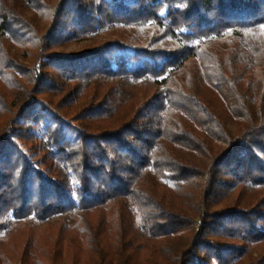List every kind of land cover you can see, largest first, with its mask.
I'll use <instances>...</instances> for the list:
<instances>
[{"label":"trees","instance_id":"obj_1","mask_svg":"<svg viewBox=\"0 0 264 264\" xmlns=\"http://www.w3.org/2000/svg\"><path fill=\"white\" fill-rule=\"evenodd\" d=\"M3 113L0 264H264V0H0Z\"/></svg>","mask_w":264,"mask_h":264},{"label":"rangeland","instance_id":"obj_2","mask_svg":"<svg viewBox=\"0 0 264 264\" xmlns=\"http://www.w3.org/2000/svg\"><path fill=\"white\" fill-rule=\"evenodd\" d=\"M54 1L55 0H45L47 6L53 5ZM26 14L29 16V18L33 19V23H34V26L36 28V33L37 34H43L45 31L46 22H48V20H49L47 14H46V11L42 10L39 12V11H35V10H29L26 12ZM145 34L146 35L150 34V29H147ZM29 35L31 36V40H30L31 43L27 42L26 45L21 44V46L24 48H27V50H30L31 52L32 51L35 52L36 49L38 48V46H37L38 41H37V39H35L33 37L32 34H29ZM100 37H102V36H100ZM100 39L101 38H97L96 40L98 41ZM96 40L94 38L82 39V40L75 41L72 43H67V44H63L60 46L53 47L50 50L52 52H55V53L76 54V53H80V51L82 52L83 49H85L86 47H89L91 44L95 43ZM164 43H166V41ZM235 43H236V40L233 37L226 38V46L227 47H232ZM20 49H21V47L13 46L12 51L14 53L21 54L19 51ZM239 50L241 52H245V50L242 47H240ZM19 59L21 61H24L25 63H29V61H30L29 58H26L25 60H23L21 55H19ZM186 77H187L186 74L182 75V79H185ZM140 91L142 93L143 90H140ZM206 91H208V90H206ZM223 91L225 92V95L227 96V98L231 102H234L233 95L230 93L229 89L226 87H223ZM5 118H6L5 113L1 114L0 115V123H2L3 119L5 120ZM227 128H229L230 133L233 134L235 132V129H236L235 122L229 121L227 124ZM31 143L35 145L36 141L31 140ZM41 167H42V170L44 171V173L48 174L49 169H48L47 165L42 164ZM253 196H254V194H253ZM246 201H247V199H246ZM243 203H244V205H248L249 203H252V202H243ZM219 207H221V206H219ZM13 224H14V228H15L14 230L16 232L14 234H12V236H11V239L15 240L14 242H11V244L13 243L15 248H17V249L21 245L20 241H22L23 243L24 242L26 243V241L29 242L28 247L30 249H31L32 244H34V243H35V245L45 246V247H47L53 243V240H54L53 236L55 235V231L57 229L56 225H48L47 223L37 222V221L34 222V224L31 226L28 224H24L21 221H13ZM30 236H31V239L33 236L32 240L28 239V237H30ZM26 239H28V240H26ZM11 244H8V245H11ZM95 254L98 255L97 253H93V256ZM78 255H79V253H77V254L76 253H62L61 258L60 259L58 258V260L54 261V263H52V264H86L87 263L86 259L87 258L90 259L91 257H93L91 253H83L84 256H82V257H81V254H80V256H78ZM57 256H59V253H57ZM44 261H46V257H44Z\"/></svg>","mask_w":264,"mask_h":264}]
</instances>
